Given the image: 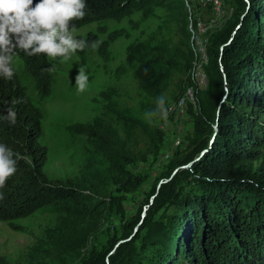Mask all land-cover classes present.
Listing matches in <instances>:
<instances>
[{"label": "trees", "instance_id": "obj_1", "mask_svg": "<svg viewBox=\"0 0 264 264\" xmlns=\"http://www.w3.org/2000/svg\"><path fill=\"white\" fill-rule=\"evenodd\" d=\"M227 1L234 9L232 18L226 29L211 36L205 66L208 85L202 91L196 88L195 137L157 181L144 206H150L146 215L127 220L119 237L86 254L82 248L91 238L89 234L75 242V249L60 230L53 243L55 258L67 259L68 264H264V165L247 167L264 162V0ZM86 4L85 17L72 22L76 29L100 20H121L135 11L146 15L153 7H163L179 9L182 30L188 32L185 5L179 0H86ZM195 52L188 50V69ZM16 57L24 61L40 97L49 98L54 65L61 60L28 56L19 49ZM178 58V50L168 44L139 43L129 47L127 64L134 67L145 92L159 95L168 87ZM14 71L11 80L0 78V110L5 115L9 107L16 112L14 125L0 119V143L17 158L15 175L0 189L4 194L0 222L18 229L16 221L47 209L78 218L106 219L108 199L116 197L111 191L114 185H123L125 195L140 187L130 173L126 176L123 160L133 161L130 153L102 120L71 126L73 134L98 143L109 169L79 184L52 181L45 172L48 150L39 141L42 113ZM15 100L21 102L13 103ZM122 118H129L148 136L156 134L149 124L128 113ZM189 164L171 178L175 169ZM166 179L170 180L157 193ZM121 241L125 242L116 248ZM0 264L10 263L0 257Z\"/></svg>", "mask_w": 264, "mask_h": 264}, {"label": "rangeland", "instance_id": "obj_2", "mask_svg": "<svg viewBox=\"0 0 264 264\" xmlns=\"http://www.w3.org/2000/svg\"><path fill=\"white\" fill-rule=\"evenodd\" d=\"M219 1L220 9L213 10L199 8L195 1L186 4L179 0L185 5L188 18V32L185 33L181 11L163 7H153L146 15L135 11L121 20L105 19L76 29L73 35L78 39L100 43L95 50L87 48L68 61L54 65L52 93L47 99L40 97L24 61L15 58L13 67L20 82L42 113L39 141L48 150L45 166L48 177L65 184H79L109 169L96 141L69 130L71 126L92 124L99 119L112 127L120 146L130 153L133 161L123 160L127 166L126 176L130 173L140 187L125 195L123 185H114L111 191L116 197L108 199L110 212L106 219L78 218L47 209L16 221L18 229L0 222V257L10 264H43L52 260L57 264H68L67 259L54 256L57 252L53 247L54 238L60 230L75 249V242L89 234L91 238L82 248L86 254L119 237L127 220L142 218L143 208L157 181L166 176L169 163L178 153L183 156L195 137L196 88L202 91L208 85L205 66L208 64L209 40L213 34L226 29L234 12L229 1ZM198 19L201 35L194 38ZM139 43L168 44L179 52V64L168 87L159 95L145 92L135 76L134 67L127 64L129 47ZM189 48L196 51L190 69L187 65ZM80 67L85 68L89 77V86L83 93H78L75 87V76ZM161 96L164 104L158 108L157 98ZM123 113L149 124L161 136L158 138L155 133L148 136L129 118H122ZM262 165L264 162H255L247 167L256 169Z\"/></svg>", "mask_w": 264, "mask_h": 264}, {"label": "clouds", "instance_id": "obj_3", "mask_svg": "<svg viewBox=\"0 0 264 264\" xmlns=\"http://www.w3.org/2000/svg\"><path fill=\"white\" fill-rule=\"evenodd\" d=\"M86 0H0V78L11 80L15 75L14 63L17 49L28 56L44 55L49 60L59 58L66 62L77 52L87 48L97 49L99 41L77 38L73 21L82 20L86 13ZM89 86V77L84 67L78 69L75 87L83 93ZM15 100L13 103H20ZM158 108L164 97L157 98ZM0 110V119L16 123V112ZM16 154L0 143V189L17 171ZM4 198L0 192V199Z\"/></svg>", "mask_w": 264, "mask_h": 264}, {"label": "built area", "instance_id": "obj_4", "mask_svg": "<svg viewBox=\"0 0 264 264\" xmlns=\"http://www.w3.org/2000/svg\"><path fill=\"white\" fill-rule=\"evenodd\" d=\"M186 1H195L196 5H198L199 8L209 7V8H212L213 10L216 9V7L219 4L217 0H186ZM190 22H193V20L190 19ZM195 22L197 23V30H194V38H195V35H199V36L201 35V29H199V19L196 20Z\"/></svg>", "mask_w": 264, "mask_h": 264}, {"label": "water", "instance_id": "obj_5", "mask_svg": "<svg viewBox=\"0 0 264 264\" xmlns=\"http://www.w3.org/2000/svg\"><path fill=\"white\" fill-rule=\"evenodd\" d=\"M189 165H186V166H182L181 168H183V169H185V168H187ZM179 169H176L175 170V172L173 173V176L176 174V172L178 171ZM172 176V177H173ZM171 177V178H172ZM170 178V179H171ZM170 179H166V180H163V181H161L160 182V184H159V186H158V188H157V193H158V190L160 189V186L162 185V184H164V183H167ZM157 195V194H156ZM156 195L155 196H153L152 198H151V204L153 203V201H154V198L156 197ZM150 206H146V207H144V212H143V215H142V218L146 215V212H147V210H148V208H149ZM137 230H138V226H137V228H136V232H137ZM131 239V238H130ZM123 242H125V241H121L119 244H121V243H123Z\"/></svg>", "mask_w": 264, "mask_h": 264}, {"label": "bare ground", "instance_id": "obj_6", "mask_svg": "<svg viewBox=\"0 0 264 264\" xmlns=\"http://www.w3.org/2000/svg\"><path fill=\"white\" fill-rule=\"evenodd\" d=\"M184 2L183 3H186V4H188V1H186V0H183ZM190 2H193V1H190ZM217 2L219 3L218 4V6L216 7V9L215 10H219L220 9V5H221V2L219 1V0H217ZM193 5V4H192ZM191 6V5H190ZM190 11V10H189ZM215 12V11H214ZM200 29V28H199Z\"/></svg>", "mask_w": 264, "mask_h": 264}]
</instances>
